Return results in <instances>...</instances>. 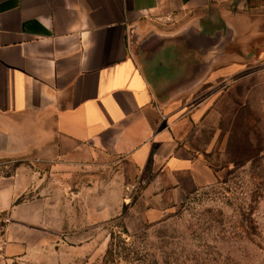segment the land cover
<instances>
[{
	"label": "crops",
	"instance_id": "0c3cea01",
	"mask_svg": "<svg viewBox=\"0 0 264 264\" xmlns=\"http://www.w3.org/2000/svg\"><path fill=\"white\" fill-rule=\"evenodd\" d=\"M249 3L264 0H0V166H36L0 177V264H93L101 242L90 229L119 216L126 192L142 185L155 220L218 181L179 135L201 111L168 103L198 64L190 62L189 39L180 46L161 40L168 20L177 25L197 11ZM151 22L163 31L147 29ZM133 29L151 52L140 64L130 50ZM246 66L239 60L199 86L223 76L236 82ZM117 160L123 185L112 204L104 197L93 205L91 176L78 182V168ZM52 187L81 202L25 200Z\"/></svg>",
	"mask_w": 264,
	"mask_h": 264
},
{
	"label": "rangeland",
	"instance_id": "374dc122",
	"mask_svg": "<svg viewBox=\"0 0 264 264\" xmlns=\"http://www.w3.org/2000/svg\"><path fill=\"white\" fill-rule=\"evenodd\" d=\"M246 6V9L216 7L197 11L185 15L177 25L168 20V34L188 26L200 59L220 61L214 67L205 63L195 68L190 75V90L199 74L247 60L248 66L242 68L245 70L236 77V82L229 76L213 78L191 93L193 96L188 100L174 101L180 109L201 111L200 121L190 116L193 126H187L179 135L203 155L218 175V181L188 195L155 220L148 219L147 204L140 195L142 185L126 192L119 216L90 229L95 240L101 242L95 244L97 254L93 264H264V5ZM151 23L156 30L163 31ZM200 32L206 39L197 36ZM137 39L134 36L130 41L134 55L141 49ZM246 109L255 118L247 127H240V133L243 135L247 128L248 144L258 158L242 167L236 166V162L245 161L246 154L239 150L233 132L240 126L241 114ZM20 166L34 167L36 171L31 164L13 163L0 166V177L14 174ZM121 166L117 160L90 169L78 168V182L84 185L91 176L94 192L89 200L93 205L104 197H108L109 204L113 203L118 184L123 185L125 180L120 177L123 173L118 176ZM128 181L126 186L133 183L131 179ZM102 183L110 187L108 191L101 188ZM78 186L70 189L77 192ZM41 192L30 193L25 200L45 199L56 205L81 202L79 198L73 200L71 190L64 196L53 187L47 194Z\"/></svg>",
	"mask_w": 264,
	"mask_h": 264
},
{
	"label": "water",
	"instance_id": "95a60500",
	"mask_svg": "<svg viewBox=\"0 0 264 264\" xmlns=\"http://www.w3.org/2000/svg\"><path fill=\"white\" fill-rule=\"evenodd\" d=\"M147 29L150 28L152 32L154 33H157L158 30H156L154 27H146ZM186 32L188 34H186ZM143 32L141 30V32L139 33V29H133L132 32H131V37H130V41L132 40V38L134 36H136L138 39H137V42L138 44H140L139 46L141 47L140 51L138 52L139 54L138 55H134L132 53V50H131V47H130V50H131V53L132 55L134 56V58H136V60L138 61V63L140 64L141 63V60H144L143 56H147L148 58L150 57L151 55V52L148 50L147 48V45L145 42H143ZM197 36L198 37H204L206 39V35H204V33H197ZM185 37H188L189 39V49H190V62H198V64H193V66H190V75H193L194 73V69L195 68H199L201 65L203 66V64L205 63H211L214 66H216L217 64H220V61L219 60H211V61H206V59L204 60H201L200 59V53L198 52L197 48H195L193 45H192V42L190 40V35H189V27H185L183 28L180 32H176L175 34H168V37H166V39H163L161 40V42H165L168 41L169 44H172L173 46H180L181 44V41L185 39ZM216 62V63H215ZM208 75V73H205V74H199L196 78V81L194 82V87L190 90V77H189V83L188 84H184L181 85L180 83L176 85V87H174V90L172 95L168 97V103H173L175 100H178L180 99L181 97H183L184 95H186V93H193L195 92L196 90H198V86L201 85L202 83V80L204 78H206ZM201 77H203V79H201ZM200 88V86H199Z\"/></svg>",
	"mask_w": 264,
	"mask_h": 264
},
{
	"label": "trees",
	"instance_id": "16d2710c",
	"mask_svg": "<svg viewBox=\"0 0 264 264\" xmlns=\"http://www.w3.org/2000/svg\"><path fill=\"white\" fill-rule=\"evenodd\" d=\"M254 118H255V115L250 110H247V109L244 110L241 114L240 126L236 128L233 132V139L236 140L239 150L242 153L246 154L245 161L236 162V166L243 167L245 163L254 162L258 158V154L256 153V151L253 149V147L250 144H248L249 133H248L247 128H245L246 131L244 132L243 135L240 133L241 131L240 127L243 128L248 123H250Z\"/></svg>",
	"mask_w": 264,
	"mask_h": 264
},
{
	"label": "built area",
	"instance_id": "2783aa9c",
	"mask_svg": "<svg viewBox=\"0 0 264 264\" xmlns=\"http://www.w3.org/2000/svg\"><path fill=\"white\" fill-rule=\"evenodd\" d=\"M0 218H1V215H0ZM1 245V244H0ZM0 251H1V246H0Z\"/></svg>",
	"mask_w": 264,
	"mask_h": 264
}]
</instances>
